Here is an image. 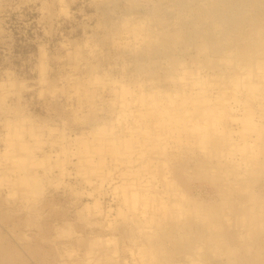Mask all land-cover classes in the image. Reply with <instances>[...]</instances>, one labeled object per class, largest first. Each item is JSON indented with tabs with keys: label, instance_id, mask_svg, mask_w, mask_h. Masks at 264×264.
<instances>
[{
	"label": "bare ground",
	"instance_id": "bare-ground-1",
	"mask_svg": "<svg viewBox=\"0 0 264 264\" xmlns=\"http://www.w3.org/2000/svg\"><path fill=\"white\" fill-rule=\"evenodd\" d=\"M127 1L132 7L143 1L153 2V15L124 17L119 26L115 24L114 31L119 38L123 36L124 45L142 42L141 57L146 55V61L149 58L154 63L159 49L185 37L182 31L185 25L181 29L179 16L170 19L164 13L159 14L162 0ZM205 1L196 2L199 7L209 5L199 10L204 12L200 16L198 7L193 10L190 1L176 3L183 11L188 10L192 17H186L191 22L197 19L201 23L206 18L209 21L200 26L202 32L190 41L193 47L188 60L174 57L171 52L165 53L164 58L157 55L160 60L154 69L143 71V61L136 68L134 80L117 82L100 75L97 65L88 57L94 54V48L89 45L84 52L87 42L83 50L78 45L71 54L75 69L80 64L86 65L85 75L63 79L66 83L62 88L65 85L71 88L70 95L79 105H86L90 114V130L72 142L79 154L76 170L82 176L81 181L91 186L90 194L95 191L99 195L104 185H110L117 218L128 227L122 231L126 232L124 239L132 243L128 250L134 264L157 263L158 243L150 244L154 240L144 234L146 241L137 244L134 234L139 233V228L165 223L167 236L175 239L178 230L188 234L191 231L188 221L183 226L176 224L189 217L212 226L216 239L212 251L240 259L239 264H264V177H257L264 176V13L260 9L264 0H242L240 4L250 6L249 10L255 6L260 9L256 15L247 17L243 25L239 19L230 24L232 15L240 11L235 9L236 0ZM167 6L171 8L169 3ZM164 12L168 16V10ZM152 18L155 24L165 22L168 30L154 29L149 23ZM212 44L218 46L219 52L208 54ZM39 71L40 80L45 81L43 61ZM98 89L109 92L105 109L96 102ZM100 111L104 112L99 115ZM20 112L14 109L13 119H5V132L0 136V185L8 188L7 196L13 193L10 187L17 185L18 197L26 204L40 194V178L49 167L34 158L32 145L23 138L27 135L38 142L44 131L23 124L26 117ZM51 131L48 128L46 133L61 152L54 166L63 175L64 158H69L65 155L74 153L63 134L53 135ZM192 164L196 170L193 176L215 179L217 203L189 201L182 207L181 199H187V193L181 191V196L179 189L184 179L192 176L193 171L189 170ZM31 165L42 169H32ZM90 205H85L86 217L102 216L104 226L115 229L116 219H108L111 208L101 207L96 197ZM130 214L138 215L137 225L131 226ZM197 236L201 241L208 237L203 232ZM98 243L97 238L93 244H86L80 264H104ZM101 244L102 250H107L105 242ZM110 252L115 254L116 248Z\"/></svg>",
	"mask_w": 264,
	"mask_h": 264
},
{
	"label": "rangeland",
	"instance_id": "rangeland-1",
	"mask_svg": "<svg viewBox=\"0 0 264 264\" xmlns=\"http://www.w3.org/2000/svg\"><path fill=\"white\" fill-rule=\"evenodd\" d=\"M182 1H190L193 10L198 7L196 11L200 13L199 16L204 14L199 10L209 7L208 4L199 7L197 0H162L163 5L160 7H163L160 10L163 12L157 11L159 14L164 13L165 17L170 16V19L173 15L176 18L179 16L178 23L181 29L185 25L184 30L182 29L185 37L174 45L167 44L165 48L159 49L160 51L155 55L156 61L161 57L164 58V54L169 52L174 57L188 60L189 52L193 47V42L190 41L196 34L202 32L200 26L209 22L207 18L201 23H198L197 19L191 22L189 18L192 16L188 10L183 11L179 8L183 4ZM236 1L235 9L240 11H237L235 16L232 15L230 24H234V21L239 19L243 25L247 22V17L258 13L257 6L249 10L250 6L240 4L242 0ZM179 2L181 5L178 4V7L176 3ZM166 3H169L171 8L166 7ZM152 4V1H143L132 7L127 0H62L61 3L58 0H0V136L5 132V119H13L14 109L20 110L21 115L26 117L23 124L37 126L42 130L41 132L44 131L38 142H33L27 135L23 138L32 145L34 158L43 160V165L47 163L49 167L40 178L42 184L40 194L35 195V199L31 198L33 203L31 200L25 204L19 199L17 185L16 188L13 185L10 187V192L13 188V193H9L8 196V188L0 185L2 186L0 187V260H3V264L81 263L80 257L84 254L86 244H93L97 238L100 241L98 249L102 263L113 264L115 261L117 264L133 263L128 250V247H133L132 243L129 242L130 239H124L123 235L125 236L126 232L122 231V228L128 227H124L126 224L117 218L115 213L117 206L110 185H104L103 193L99 195H96L95 191L90 194L88 192L92 191L91 186L85 184L83 179L81 181L82 176L76 170L79 154L76 151L77 146L72 142L74 138L83 133L85 135L90 130L88 121L90 114L86 105H79L75 97L70 95L71 88L67 85L62 88V84L66 83L64 77L75 78L85 75L86 65L80 64V68L75 69L71 65L73 60L71 54L75 46L79 45L83 50L87 42L88 47L85 46L84 52L90 47L89 45L94 48V54L88 57L97 65L103 77L112 78L117 82L125 79L132 81L136 78L137 66L143 61H145L143 71L154 69L156 61L153 63L149 58L146 61V55L141 57L142 42L130 41L132 45H124L123 36L119 38V35L114 33L116 25L119 26L124 17L132 19L137 14L153 15ZM166 9L168 16L164 12L167 11ZM260 9L264 13V7ZM153 21L152 18L149 23L154 29L168 30L164 25L165 22L155 24ZM242 25L238 26L239 30ZM119 42L120 45H117ZM217 49H219L217 45H210L208 54L219 52ZM157 55L161 56L158 58ZM41 61L44 63L42 75L47 81L40 80ZM159 71L163 74L167 73L165 69ZM49 81L50 83H47ZM49 84L53 86H48ZM98 91L96 102L99 107L105 109V102L110 97L109 92L99 89ZM103 112L100 111L98 114L101 115ZM48 128L52 130L53 135L63 134L74 153L72 156L65 155L69 158H64L65 174L63 175H59V167L54 166L61 152L58 145L47 135ZM193 167L192 164L189 168L193 171L192 176L184 179L179 189L181 196V191L187 193V199H181L182 207H185L189 201L217 203L219 195L215 190V179L193 176L196 172ZM30 168L42 169L35 165H31ZM34 171L41 174L38 170ZM212 174L215 175V172L212 171ZM257 177L261 179L264 176ZM93 197L98 199L101 207L111 208L108 219H118L113 225L115 229L104 226L106 221L101 219L102 216L99 218V215L89 214L88 217L84 215L87 211L84 209L85 205H90ZM137 216L130 214L131 226L137 225ZM185 221L190 222L192 226L189 234L182 230L180 233L178 230V236L170 239L167 236L168 225L162 221L160 224H164H159L160 226L139 228V233H135L136 236L134 234V239L137 238L135 242L143 245L146 241L144 234L151 235L152 240L156 242L150 244L158 243L159 246L158 253L155 252L157 262H153L155 264H239L240 259L229 258L226 253L219 250L212 251L216 239L211 225L190 217L182 218L176 224L183 226ZM199 232L206 234L207 239L199 240L201 239L198 238L199 235L196 237ZM110 238L113 240L108 241ZM101 241L105 242L107 250H102ZM200 242L201 245L197 246ZM133 245L135 247V244ZM114 247L116 252L111 254L110 250ZM94 248L97 251L96 245Z\"/></svg>",
	"mask_w": 264,
	"mask_h": 264
}]
</instances>
